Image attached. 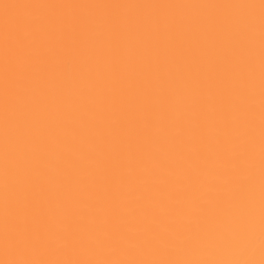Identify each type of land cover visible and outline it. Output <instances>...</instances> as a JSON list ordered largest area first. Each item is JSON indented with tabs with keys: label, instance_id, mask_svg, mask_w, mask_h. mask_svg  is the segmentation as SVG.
Wrapping results in <instances>:
<instances>
[{
	"label": "snow or ice",
	"instance_id": "6c2138e0",
	"mask_svg": "<svg viewBox=\"0 0 264 264\" xmlns=\"http://www.w3.org/2000/svg\"><path fill=\"white\" fill-rule=\"evenodd\" d=\"M0 264H264V0H0Z\"/></svg>",
	"mask_w": 264,
	"mask_h": 264
}]
</instances>
